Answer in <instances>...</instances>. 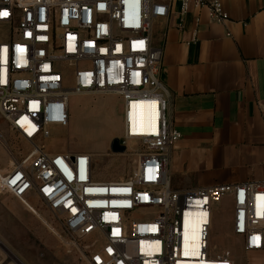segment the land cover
I'll list each match as a JSON object with an SVG mask.
<instances>
[{
    "label": "built area",
    "instance_id": "built-area-1",
    "mask_svg": "<svg viewBox=\"0 0 264 264\" xmlns=\"http://www.w3.org/2000/svg\"><path fill=\"white\" fill-rule=\"evenodd\" d=\"M172 3L179 17L197 9L211 21L229 20L220 0H0V13H7L0 15V118L29 147L0 172V193L34 216L26 198H36L79 264H232L226 254L210 255L213 205L221 198L231 201L230 231L243 250L264 248V181L170 188L169 155L180 134L150 34L152 20L166 17ZM72 95L122 101L119 144L136 145L127 178L95 180L90 154L39 147L48 127H66ZM138 103L146 121L131 133Z\"/></svg>",
    "mask_w": 264,
    "mask_h": 264
},
{
    "label": "crops",
    "instance_id": "crops-1",
    "mask_svg": "<svg viewBox=\"0 0 264 264\" xmlns=\"http://www.w3.org/2000/svg\"><path fill=\"white\" fill-rule=\"evenodd\" d=\"M220 1L228 21H211L197 9L179 17L172 3L166 17L151 23V46L161 50L158 81L180 134L168 163L176 191L264 181V0ZM105 96L113 97H99ZM0 134V145L17 162L9 149L14 134L3 120ZM7 170L0 160V172ZM36 217L49 227L0 193V264H43L32 252L49 247V240ZM235 238L240 264H264V248L245 252ZM231 260L238 264L234 255Z\"/></svg>",
    "mask_w": 264,
    "mask_h": 264
},
{
    "label": "rangeland",
    "instance_id": "rangeland-1",
    "mask_svg": "<svg viewBox=\"0 0 264 264\" xmlns=\"http://www.w3.org/2000/svg\"><path fill=\"white\" fill-rule=\"evenodd\" d=\"M65 87H70V71L65 72ZM123 108L116 97L97 96H70L68 98V123L66 127H48L50 136L39 141V147L47 153H77L84 152L91 155L93 162L94 179L99 181H116L127 178L132 171L134 156L128 152L135 148V143H130V148L125 153L118 155L109 150L110 139L123 138V125L121 123ZM2 119L0 118V122ZM13 145L9 148L14 158L19 160L25 156L27 144L15 135L12 136ZM1 165L10 168L13 158L6 153L0 145ZM10 164V165H9ZM29 205L60 236V225L40 204L31 196L26 198ZM213 218L209 237L210 255L226 254L235 256V261L242 262L240 245L235 241V236L230 233L232 219V205L229 198H221L213 205ZM43 226V225H42ZM49 240V247H43L32 252L36 259L43 264H79L74 254H66L64 247L56 239L51 230L43 226Z\"/></svg>",
    "mask_w": 264,
    "mask_h": 264
},
{
    "label": "bare ground",
    "instance_id": "bare-ground-1",
    "mask_svg": "<svg viewBox=\"0 0 264 264\" xmlns=\"http://www.w3.org/2000/svg\"><path fill=\"white\" fill-rule=\"evenodd\" d=\"M136 110H132L130 112V115H129V130L131 131V133H136L138 132L141 127L144 125L145 121H146V115L140 110V108H142V104L141 103H138L136 104ZM131 146H128V149L130 148ZM126 152V150H125ZM12 165V164H11ZM30 206V205H29ZM30 208L34 211V214L35 215H38L36 213V211L30 206ZM40 217V216H39ZM43 220V219H42ZM45 222V221H44ZM46 223V222H45ZM47 224V223H46ZM49 230H51L53 232V234L57 237V239L59 240L60 244L64 247V252L66 254H70L66 251V247H65V239L60 236L58 233L54 232L50 227H48Z\"/></svg>",
    "mask_w": 264,
    "mask_h": 264
},
{
    "label": "water",
    "instance_id": "water-1",
    "mask_svg": "<svg viewBox=\"0 0 264 264\" xmlns=\"http://www.w3.org/2000/svg\"><path fill=\"white\" fill-rule=\"evenodd\" d=\"M109 150L113 154H121L125 151V148H124V146L119 144V140L117 138H114L111 140V142L109 144Z\"/></svg>",
    "mask_w": 264,
    "mask_h": 264
},
{
    "label": "snow or ice",
    "instance_id": "snow-or-ice-1",
    "mask_svg": "<svg viewBox=\"0 0 264 264\" xmlns=\"http://www.w3.org/2000/svg\"><path fill=\"white\" fill-rule=\"evenodd\" d=\"M0 15H7V13H0ZM185 254L187 255L188 253L186 252Z\"/></svg>",
    "mask_w": 264,
    "mask_h": 264
}]
</instances>
